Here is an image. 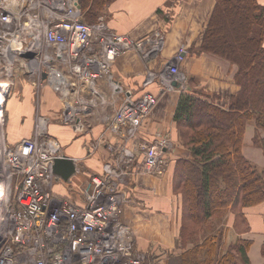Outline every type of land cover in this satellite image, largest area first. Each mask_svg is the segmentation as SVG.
I'll list each match as a JSON object with an SVG mask.
<instances>
[{"label": "built area", "instance_id": "built-area-1", "mask_svg": "<svg viewBox=\"0 0 264 264\" xmlns=\"http://www.w3.org/2000/svg\"><path fill=\"white\" fill-rule=\"evenodd\" d=\"M81 0H0V127H4V104L16 80L50 87L58 96L59 121L72 127L83 116L107 103L98 93L105 79L110 94L119 97L115 111L103 122L105 130L122 134L101 172L88 177L81 198H61L52 191L51 160L64 157L59 142L40 119L34 134L15 146L4 144L6 170L0 181V264H145L136 249L131 228L121 217L127 201L124 182L127 167L141 154L140 170L164 171L168 133L156 130L151 141L137 142L140 126L156 104L149 91L134 95L125 91L111 72L119 56L136 51L143 59L158 54L163 36L156 33L138 40L111 31L103 16L87 22ZM185 49L180 47L160 71L147 72L141 83L159 85V92L184 87L179 71ZM85 90L89 98L79 92ZM128 141H133L130 146ZM1 179V175H0ZM106 244V247L102 245Z\"/></svg>", "mask_w": 264, "mask_h": 264}, {"label": "crops", "instance_id": "crops-1", "mask_svg": "<svg viewBox=\"0 0 264 264\" xmlns=\"http://www.w3.org/2000/svg\"><path fill=\"white\" fill-rule=\"evenodd\" d=\"M218 0H110L102 7L97 16H103L107 27L116 33L143 40L153 34L163 36L161 51L150 59H143L136 51L127 52L113 62L111 72L116 81L121 83L125 91L134 95L149 91L156 95V104L145 116L137 142L151 141L156 130L169 134L171 145L165 150V166L161 174H148L140 170L141 154L135 157L134 163L127 167L125 191L127 201L123 208L121 220L133 233L136 249L144 256L146 262L153 264H179L180 255L187 249L200 244L203 237L181 244V201L172 189V174L178 158H188L189 151L179 140L173 115L179 95L177 90L159 92V85L153 83L147 88L141 86L147 72L162 70L167 62H171L178 49H185L184 59L179 64L182 76L187 79L188 90L191 87L201 89L205 93H218L219 104L225 105L230 95L238 92L234 81L236 66L225 59L209 53H199V46L204 37L209 17ZM262 6L264 0H256ZM82 9V4H81ZM90 11V4L84 9ZM96 16V17H97ZM87 14V22L96 20ZM20 76L12 93L10 106L5 105V140L8 146L16 145L20 140L31 137L38 120L47 119V132L61 145L66 156L77 161L78 174L70 179L71 186L58 182L53 184L52 191L62 198L78 201L81 190L85 187L87 176L82 172H101V166L110 159L112 150L126 139L122 134L105 130L104 121L115 111L118 97L110 94L107 82H98L99 96L107 103L95 109V112L84 115L81 129L58 124L55 119L61 110L58 96L50 87L37 86L32 79L25 80ZM23 82V84H22ZM17 91V98L13 94ZM178 92V91H177ZM79 94L88 99L84 90ZM217 102V103H218ZM55 117V119H54ZM248 126V125H247ZM247 130V127H246ZM130 146L133 141H128ZM100 163V164H99ZM90 170V171H89ZM89 175V176H90ZM247 219V230L236 234L232 228L234 216L230 213L223 217L215 229L224 230L221 242L228 233L230 241L236 237L251 242L248 249V264H263L261 246L264 244V205L247 207L243 210ZM214 227V226H213ZM233 229V233L229 232Z\"/></svg>", "mask_w": 264, "mask_h": 264}, {"label": "trees", "instance_id": "trees-1", "mask_svg": "<svg viewBox=\"0 0 264 264\" xmlns=\"http://www.w3.org/2000/svg\"><path fill=\"white\" fill-rule=\"evenodd\" d=\"M109 2L81 0L82 9L90 4L86 20L87 14L96 17ZM199 53L235 65L239 90L223 106L217 103L218 93L194 87L178 97L173 120L179 140L189 151L188 158L175 161L172 174V189L181 201L179 235L181 244L203 237L180 255L179 264H248L249 240L236 237L223 251L224 230L206 231L231 211L233 227L239 232L238 224H247L243 210L264 205V167L242 152L246 125L253 122L254 143L264 154V5L256 0H218Z\"/></svg>", "mask_w": 264, "mask_h": 264}, {"label": "rangeland", "instance_id": "rangeland-1", "mask_svg": "<svg viewBox=\"0 0 264 264\" xmlns=\"http://www.w3.org/2000/svg\"><path fill=\"white\" fill-rule=\"evenodd\" d=\"M179 71H180V69H179ZM28 73L27 72H25L24 74H22L21 75V77H23L22 79H25L26 81H27V79L28 78H30L28 75H27ZM180 74H181V71H180ZM183 78L185 79V83L183 84L184 85V87L182 88H180V86L179 87H177V88H174L173 90H170V92H172V91H174V90H177L176 91V93L178 94V95H180V94H182V93H184V92H186L188 89H187V79L183 76ZM5 78L3 77V76H1V73H0V82H2L3 80H4ZM22 84H23V82H22ZM16 85H17V83H15V85H14V87H16ZM237 87H238V85H237ZM239 88V87H238ZM235 95V94H234ZM231 96H233V95H230L229 96V98L231 97ZM18 96H17V91L15 90V92H14V94H13V99H16ZM228 98V99H229ZM220 100V99H219ZM219 100H217V102L219 101ZM228 101V100H227ZM11 102H12V97H10V98H8L7 99V102H6V106H10V104H11ZM227 103V102H226ZM219 104V103H218ZM220 106H223V104H219ZM59 114V113H58ZM57 117H56V119H55V117H54V119H55V121L58 123V124H61L60 123V121H59V115H56ZM61 125H63V124H61ZM248 125V126H247ZM247 125H246V127H247V130H245V135H244V142H243V148H242V152H243V154H244V156L249 160V161H251L252 163H254L255 165H258V167H264V154H263V152H262V150L260 149V147L259 146H256L255 145V143H254V141H255V136H256V130H255V127H254V124H253V122H249V123H247ZM4 128V127H3ZM258 132L261 134V135H263V132L261 131V130H258ZM5 136H6V134H5V130L4 129H2V127H0V146H1V148L2 147H4V144L6 143V138H5ZM2 138V139H1ZM3 157H4V153H2V151L0 150V168L2 167H5L6 165L4 164V160H3ZM100 164V163H99ZM4 170H5V168H4ZM90 171V170H89ZM92 172H82V175L85 177V176H87V177H89V175L91 174ZM4 176V175H3ZM2 179H4L5 180V177H3L2 178V176H1V179H0V181L2 180ZM66 186H71L70 184H66ZM2 191V190H1ZM228 213H230V214H232L233 216H234V218H235V215L233 214V212H231V211H227L225 214H224V216L226 215V217H227V214ZM223 216V217H224ZM222 220L224 221V224H225V219H223L222 218ZM236 220H238V219H236ZM220 223V221H217V220H215V222H214V227L212 228V230H214L216 227H215V224L217 225V224H219ZM234 223H235V219H234ZM234 223H233V225H234ZM246 223H244L243 221H241V223H239L238 224V228H239V230L243 233V232H245L246 230H247V227H246ZM232 228L234 229V227L232 226ZM230 229V233H231V235H232V233H233V229ZM234 231H235V229H234ZM236 232V234H238L239 232H237V231H235ZM206 233H207V231H206ZM231 237L232 236H230L229 235V233H228V236L226 235V240H225V242H224V248L226 249V247L230 244V243H232V241H230V239H231ZM239 237V236H238ZM232 239H233V237H232ZM145 261H146V259H145ZM145 264H153L152 262H145Z\"/></svg>", "mask_w": 264, "mask_h": 264}, {"label": "water", "instance_id": "water-1", "mask_svg": "<svg viewBox=\"0 0 264 264\" xmlns=\"http://www.w3.org/2000/svg\"><path fill=\"white\" fill-rule=\"evenodd\" d=\"M174 86H179L178 83L174 82ZM81 125L73 126L74 130L81 129ZM77 160L64 156L61 158H54L51 160L52 173L54 175V180L56 182L63 181L66 183L70 182L71 177H73L77 173Z\"/></svg>", "mask_w": 264, "mask_h": 264}, {"label": "bare ground", "instance_id": "bare-ground-1", "mask_svg": "<svg viewBox=\"0 0 264 264\" xmlns=\"http://www.w3.org/2000/svg\"><path fill=\"white\" fill-rule=\"evenodd\" d=\"M1 139H2V138H1ZM0 145H1V144H0ZM0 150L2 151V153L5 154V148H4V147L1 148V146H0ZM4 168H5V170H6V166L3 167V168H2V167L0 168V175H1V176H3V172H5ZM1 190H2V186H0V191H1ZM102 246H103V247H106V244H103Z\"/></svg>", "mask_w": 264, "mask_h": 264}]
</instances>
